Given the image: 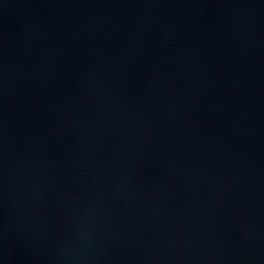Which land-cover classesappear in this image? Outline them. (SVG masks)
Segmentation results:
<instances>
[{
  "label": "water",
  "instance_id": "95a60500",
  "mask_svg": "<svg viewBox=\"0 0 264 264\" xmlns=\"http://www.w3.org/2000/svg\"><path fill=\"white\" fill-rule=\"evenodd\" d=\"M0 264H264V0H0Z\"/></svg>",
  "mask_w": 264,
  "mask_h": 264
}]
</instances>
